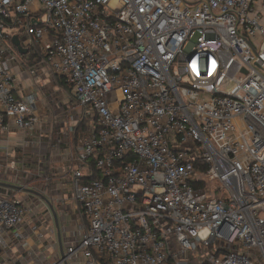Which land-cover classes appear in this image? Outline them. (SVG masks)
<instances>
[{
    "label": "built area",
    "instance_id": "2783aa9c",
    "mask_svg": "<svg viewBox=\"0 0 264 264\" xmlns=\"http://www.w3.org/2000/svg\"><path fill=\"white\" fill-rule=\"evenodd\" d=\"M23 73L68 86L75 214L58 217L61 257L48 204L0 186V264H264V0H0V136L40 144ZM34 171L9 184L41 181L54 206L53 171Z\"/></svg>",
    "mask_w": 264,
    "mask_h": 264
},
{
    "label": "rangeland",
    "instance_id": "374dc122",
    "mask_svg": "<svg viewBox=\"0 0 264 264\" xmlns=\"http://www.w3.org/2000/svg\"><path fill=\"white\" fill-rule=\"evenodd\" d=\"M22 43L24 45L26 44V41H23ZM21 79L26 87L41 83L39 88H37L42 99L39 104L44 108L43 111L47 114L45 119H49V122L41 127L43 130L42 134L45 136L41 137L40 144L25 145L24 141L21 142L23 138L11 142L8 150L10 152L8 160H4L0 163V168H2L0 178L3 179L1 182L10 183V180L12 179L11 175H14L18 176L19 182L28 183L29 178H27L24 173L26 169H35L34 173L43 172L45 176L52 178L50 171H55L54 168H57L59 171L55 176L62 182L60 176L63 169L58 160L64 147L65 138H58V136H60L59 132L62 130V125L67 122L66 116L68 109L71 108L69 101H72V98L69 97V92L64 87L58 85L56 81L49 82V78L46 80H41L38 77L28 78L26 74L23 73ZM38 131L39 130H37V134L39 133ZM49 132H52L51 136L50 134H47ZM27 139L28 138L26 137L24 138L25 141ZM1 147L2 145L0 146V154L5 151L4 149H1ZM7 164H9L12 169H6ZM4 169L6 172H4ZM30 177L33 179V175ZM36 178H38V176ZM36 182L38 183L36 184L35 190L38 192L43 191L42 182L38 180ZM207 182V186L210 188L212 196L219 197V193H217L216 190L219 184L215 180ZM47 184L48 190H46V192L50 194V191H54L58 183L56 184L54 179H49ZM49 184H52L53 189H49L51 187V185L49 187ZM59 193H61L60 190ZM19 195L25 200L26 195L22 193ZM28 198L32 197L29 196Z\"/></svg>",
    "mask_w": 264,
    "mask_h": 264
},
{
    "label": "crops",
    "instance_id": "0c3cea01",
    "mask_svg": "<svg viewBox=\"0 0 264 264\" xmlns=\"http://www.w3.org/2000/svg\"><path fill=\"white\" fill-rule=\"evenodd\" d=\"M0 138H8L12 142V141H15V140L17 141L18 139H20L21 135L16 130L15 131L13 130V131H11V133L8 136H6V137H4V136L1 137L0 136ZM2 147H3V145H2ZM2 147H1V149H4ZM59 157L60 158H59L58 161L60 162V165L62 166V169H63V172H62V174L60 176L62 182L60 181V179L58 177L55 176V175H57V173L59 171H58L57 168H54L55 171L52 172V176L54 177V180L56 181V184L58 183L56 185L57 189L55 188L54 191L51 190L50 191L51 193L50 194L47 193V195H48L49 198H51L53 200L54 207L56 208L57 215L61 219V221L62 220L66 221V219H67V220H70V224L73 225V218H74L75 211L72 208L74 206V203L72 201L71 192L68 190L67 184H65V178L64 177L62 178V176L64 175V160H63L64 158H62L61 155ZM9 189H11V188H9ZM11 190H13L12 193L17 194V195H19L20 193H23L22 190H16V189H11ZM59 190L61 191V193H59ZM53 224H54V221H53ZM62 228L63 227L61 226V230H62ZM56 238H57V233H56ZM57 241H58V239H57ZM26 242H27V244H32L35 241L32 238H28V239H26ZM8 245H9V247H10V249H11L13 254H15V253L16 254H21L20 256L25 255V251L21 247L17 246V242L14 243V242L8 240ZM55 250L60 254L58 243H57V248Z\"/></svg>",
    "mask_w": 264,
    "mask_h": 264
},
{
    "label": "water",
    "instance_id": "95a60500",
    "mask_svg": "<svg viewBox=\"0 0 264 264\" xmlns=\"http://www.w3.org/2000/svg\"><path fill=\"white\" fill-rule=\"evenodd\" d=\"M12 43H13V45L16 46V49H17V51L20 54H24L26 52V49L23 48L20 45V42H19V40L16 37H14L12 39ZM0 186L11 188V189H16V190H23V191H26V192H29V193H33V194L39 196L42 200H44L48 204V206H49V208L51 210V213H52V216H53L54 225H55V228H56L59 252H60L61 257H64V251H63V245H62V239H61V229H60V225H59V218H58L57 212L55 211V208H54L53 204L51 203V201L45 195H43V194H41V193H39V192H37V191H35L33 189L24 188L22 186L9 184V183H4V182H1V181H0Z\"/></svg>",
    "mask_w": 264,
    "mask_h": 264
},
{
    "label": "trees",
    "instance_id": "16d2710c",
    "mask_svg": "<svg viewBox=\"0 0 264 264\" xmlns=\"http://www.w3.org/2000/svg\"><path fill=\"white\" fill-rule=\"evenodd\" d=\"M29 52L26 53L25 55H21V57H20L22 63L26 64L27 66L33 65L39 59V58L35 59V55L33 54V52H30V53ZM55 81L58 85L64 87L69 92L68 86L66 85V83L63 79L56 77ZM79 130H80V126H78L76 133H78ZM90 164H91V168H93V170H94L92 160H91ZM97 176H98V173L94 171L93 177H97ZM50 185H51V187H50ZM49 187H50L49 188L50 190L53 189L52 184H49Z\"/></svg>",
    "mask_w": 264,
    "mask_h": 264
}]
</instances>
